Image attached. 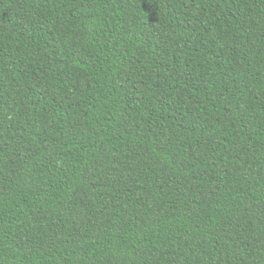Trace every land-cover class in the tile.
<instances>
[{
    "label": "trees",
    "instance_id": "obj_1",
    "mask_svg": "<svg viewBox=\"0 0 264 264\" xmlns=\"http://www.w3.org/2000/svg\"><path fill=\"white\" fill-rule=\"evenodd\" d=\"M0 264H264V0H0Z\"/></svg>",
    "mask_w": 264,
    "mask_h": 264
}]
</instances>
